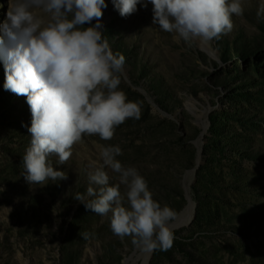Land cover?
Segmentation results:
<instances>
[{
	"label": "rangeland",
	"instance_id": "obj_1",
	"mask_svg": "<svg viewBox=\"0 0 264 264\" xmlns=\"http://www.w3.org/2000/svg\"><path fill=\"white\" fill-rule=\"evenodd\" d=\"M9 2L0 0V35ZM260 2L245 0L229 34L188 44L153 25L150 3L122 17L105 0L102 31L113 52L125 56L120 89L139 102L141 117L126 120L111 140L83 137L63 165L51 156L67 179L45 185L24 179L31 111L27 97L4 89L0 61V264H126L143 251L134 237L113 233L111 213L100 216L74 198L80 193L91 199L88 173L102 163L100 149L107 145H119L118 159L136 167L154 199L173 210L171 223L190 199L196 205L192 220L170 229L172 247L152 251L148 264H264ZM106 171L110 185L118 182L117 174Z\"/></svg>",
	"mask_w": 264,
	"mask_h": 264
},
{
	"label": "clouds",
	"instance_id": "obj_2",
	"mask_svg": "<svg viewBox=\"0 0 264 264\" xmlns=\"http://www.w3.org/2000/svg\"><path fill=\"white\" fill-rule=\"evenodd\" d=\"M122 17L142 4L153 8V25L191 44L218 40L234 27L233 16L244 14L245 0H112ZM105 0H10L0 61L6 74L4 89L27 97L31 111V141L22 158L23 176L30 185L67 179L60 165L72 156L85 136L111 140L128 119L139 120V102L120 89L125 56L113 52L100 20ZM35 9L49 14L45 20ZM264 14V0L257 12ZM93 20L96 21L93 24ZM87 25V26H86ZM119 145L102 146V163L88 173L87 197H74L100 216L111 213V229L120 238L134 237L143 251H167L174 236L169 223L174 212L154 199L147 180L118 157ZM117 174L110 185L108 171ZM123 186V191L121 187ZM85 233V237H87Z\"/></svg>",
	"mask_w": 264,
	"mask_h": 264
},
{
	"label": "bare ground",
	"instance_id": "obj_3",
	"mask_svg": "<svg viewBox=\"0 0 264 264\" xmlns=\"http://www.w3.org/2000/svg\"><path fill=\"white\" fill-rule=\"evenodd\" d=\"M195 209H196V205L194 201L190 199L189 204L187 205L185 210L179 216H177L176 221L169 223V228L172 229L177 225L192 220L195 214ZM138 258L143 260L142 264H148L152 258V251L151 252L142 251L140 254L132 255L129 259L126 260V264H133V262Z\"/></svg>",
	"mask_w": 264,
	"mask_h": 264
}]
</instances>
